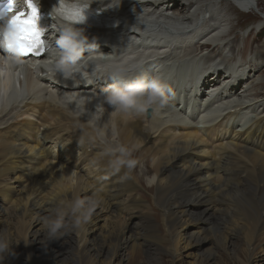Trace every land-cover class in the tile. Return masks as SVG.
<instances>
[{"label":"bare ground","instance_id":"bare-ground-1","mask_svg":"<svg viewBox=\"0 0 264 264\" xmlns=\"http://www.w3.org/2000/svg\"><path fill=\"white\" fill-rule=\"evenodd\" d=\"M119 2L113 0L115 7L105 10L107 15L123 16L115 29L105 32L106 40L114 43V57L133 58L131 50L139 48L155 54L168 50L162 63L175 67L179 61V73L193 65L183 62L203 58L185 55L184 48L192 41V52L208 46L189 39L192 31L185 30V23L198 20L206 9L203 15L208 12L215 23L208 25L203 37L209 35L206 40H211L210 35L221 33L228 22L224 13L218 19L212 16L213 4L220 0ZM231 2L243 9L256 4L254 0ZM95 4L101 7L99 0L90 5ZM141 6L152 7L151 15H138ZM169 7L175 15H159L158 9ZM134 25L144 31L157 26L165 35L172 31L177 35L152 45H132L125 38L120 42L123 35H135ZM114 30L122 32L115 35ZM256 54L261 62L249 67L248 78L264 65V49ZM144 59L139 56L130 63ZM4 63L0 83L3 71L12 75L9 81L15 79L16 86L25 77V91L23 97L12 99L11 106L6 98L0 108V236L7 244L0 251V264H123L129 257L136 259L146 244L147 253L157 248L172 261L183 255L189 264L252 262L264 235L262 100H242L238 88L231 85L226 91L231 98L214 107L219 110L199 117L193 113L190 120L168 106L166 114L155 112L152 119L126 116L103 103L110 89L103 84L87 86L81 76L70 81L60 75L48 79L45 71L35 73L28 63ZM218 66L216 62L211 67L219 70ZM231 69L236 74L242 70L235 65ZM229 108L253 110L257 118L238 129L229 121L242 116L229 113ZM119 147L127 149L130 157L121 156ZM129 158L136 167L144 165L145 172L136 175L126 165L114 170L117 160ZM141 188L152 200V210L138 194ZM75 201L82 204L77 218L88 216L79 228L73 227L69 207ZM58 212L65 213L64 227L58 239L48 240L47 225ZM156 212L162 232L151 219ZM210 243L213 247L207 246ZM197 246L201 248L195 254ZM215 248L223 252L217 254ZM154 258L147 255L146 264L158 263Z\"/></svg>","mask_w":264,"mask_h":264},{"label":"clouds","instance_id":"clouds-1","mask_svg":"<svg viewBox=\"0 0 264 264\" xmlns=\"http://www.w3.org/2000/svg\"><path fill=\"white\" fill-rule=\"evenodd\" d=\"M96 0H58V4L50 11L52 23L50 25L52 32L49 39H42L46 29L37 26L40 30L39 39L43 42V59L36 61L38 69L46 70L50 76L56 78L61 74L64 78H75L76 74H84L91 61L92 46L95 44V38L90 39L85 34L83 27L77 25L83 24L86 20V11L88 6ZM102 8L115 7L113 0H99ZM121 2V0H120ZM15 12L4 16L0 23V52H4L11 61L16 63L25 62L23 55L14 43L16 28L10 23V17L16 12L24 11L26 8L25 0H14ZM39 4V0H35ZM56 33H59L56 36ZM97 46V45H96ZM88 53V56L85 53ZM46 53V55H44ZM143 62L137 64L139 68ZM130 69L120 68L116 71V78H121L127 74ZM175 93L171 87L159 76H142L132 79H124L122 83L114 85L105 91L103 103L112 106L114 111L126 116H142L149 111L155 113L162 110L168 103L169 97ZM117 151L123 157H130L131 153L124 147H119ZM136 161L133 159H120L114 164V170L119 171L121 165H126L128 169L134 167ZM73 216V227L79 228L83 222L88 219L87 215L77 218L82 209L79 201L73 202L70 206ZM65 213L58 212L55 219L48 225V240L58 239L60 230L64 227L62 220ZM7 248L2 236H0V251Z\"/></svg>","mask_w":264,"mask_h":264},{"label":"rangeland","instance_id":"rangeland-1","mask_svg":"<svg viewBox=\"0 0 264 264\" xmlns=\"http://www.w3.org/2000/svg\"><path fill=\"white\" fill-rule=\"evenodd\" d=\"M254 1H255L256 5L258 3V6H260V8L264 11V0H254ZM228 9H230L232 11V12H230V14L234 17V19L230 23V26L234 30L233 36L234 35H238L239 36L238 38L241 39L239 41V43L237 44L238 47L239 48L243 47L244 41H242V40H245V38H243L242 34L243 33H247V31L249 30V28H247L248 27L247 26V23H253V25L257 23L256 24V26H257L256 30L254 28L253 29V32L251 33V34H253L257 38V40L252 41L253 44L249 43V46L253 50L254 46L257 47L258 44L260 43L261 45H263V49H264V35H260L261 32L263 31L262 30L260 32V30H261L262 27H264V24L261 25V22L264 23V21H263L264 20V12H261L257 8L256 10H253L252 12L246 14V12H242L241 10L235 8L232 4H229ZM256 26H254V27H256ZM244 28H246V29L243 30V31H239V30L244 29ZM235 31H237V34H236ZM259 90H261V91L264 90V86L260 87ZM133 169H134V172H135L136 175H140L144 171V165L140 164L136 168L133 167ZM143 184H144L145 187L148 186L147 185V182L145 180H144ZM140 192L141 193H144V191L142 189H140ZM144 201H145V205L149 206V208H150V205L153 204L152 203V200H150V198H147V200H144ZM150 209L152 210V208H150ZM151 219L153 221V224L158 228V230L160 232H162L163 231V228L161 227L160 213L159 212L158 213L156 212V215H154V218H151ZM147 235H150V234H147ZM260 239H261V241L259 242V247L256 250H254V254H255L254 255V258H253L254 261L252 260V262H250V264H252V263L253 264H264V260H263L264 259V235ZM151 246H154V244L152 243ZM207 246L213 247V245H211V243L208 244ZM147 247H149V244L142 245L140 247V249L138 250V252L136 253L137 254V258L134 259L132 257H129V258H127L124 261L123 264H130V263L131 264H146V262L149 261L147 259V255H151V254H154L155 255V258L154 259H158V263H156L155 260H151L150 261V264H154V263L155 264H189L191 262L188 258H186L183 255L182 256H179V260L178 261H172L171 260L172 258H170L167 254H165V253L157 250V248H154V250L156 249V251L147 253L146 252ZM200 248L201 247H199V246H197L196 248H194L195 254L198 253V252H200ZM215 252L217 254H219L220 252L222 253L223 251L220 250L219 248H215ZM127 253H129V251H127ZM216 260L217 259L214 258L213 261L215 262ZM227 263L228 264H234V263H232L231 260L228 261Z\"/></svg>","mask_w":264,"mask_h":264},{"label":"snow or ice","instance_id":"snow-or-ice-1","mask_svg":"<svg viewBox=\"0 0 264 264\" xmlns=\"http://www.w3.org/2000/svg\"><path fill=\"white\" fill-rule=\"evenodd\" d=\"M25 3V10L16 12L9 20V23L17 30L14 43L24 57L29 55L40 57L44 53V48L43 42L39 39L40 30L37 26L38 8L35 0H25ZM11 12H15L14 0H9L6 8L0 10V18H4L6 14Z\"/></svg>","mask_w":264,"mask_h":264}]
</instances>
